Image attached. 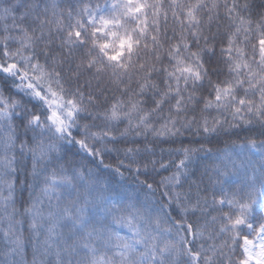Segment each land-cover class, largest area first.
<instances>
[{
  "label": "snow or ice",
  "instance_id": "1",
  "mask_svg": "<svg viewBox=\"0 0 264 264\" xmlns=\"http://www.w3.org/2000/svg\"><path fill=\"white\" fill-rule=\"evenodd\" d=\"M0 264H264V0H0Z\"/></svg>",
  "mask_w": 264,
  "mask_h": 264
},
{
  "label": "trees",
  "instance_id": "2",
  "mask_svg": "<svg viewBox=\"0 0 264 264\" xmlns=\"http://www.w3.org/2000/svg\"><path fill=\"white\" fill-rule=\"evenodd\" d=\"M238 143H243V138H241L240 140L237 141ZM214 149H217V148H224L225 147V143L223 141H220L218 143L214 142L213 145H211ZM74 151V150H73ZM76 159L79 161L80 160V157H76ZM241 159H243V157H241ZM85 164H87L88 167L92 168L93 170V173L97 176L100 177L101 181H105V180H108V179H111L109 173L103 169L102 167L98 166L97 164H93V163H89V161L85 160L83 161ZM106 162H109L107 159H106ZM214 161L212 158H209V157H202L201 158V161L200 163L197 164V167L198 168H201L202 170V166L203 165H210L212 164ZM23 173H21V180H23ZM115 183V181H113ZM127 183H130V182H127ZM134 187V185H132ZM26 195V194H25Z\"/></svg>",
  "mask_w": 264,
  "mask_h": 264
}]
</instances>
